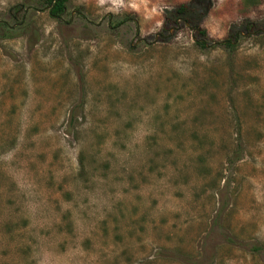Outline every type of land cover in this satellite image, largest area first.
Here are the masks:
<instances>
[{"label":"rangeland","instance_id":"obj_1","mask_svg":"<svg viewBox=\"0 0 264 264\" xmlns=\"http://www.w3.org/2000/svg\"><path fill=\"white\" fill-rule=\"evenodd\" d=\"M191 1L0 0V264H264V0Z\"/></svg>","mask_w":264,"mask_h":264},{"label":"trees","instance_id":"obj_2","mask_svg":"<svg viewBox=\"0 0 264 264\" xmlns=\"http://www.w3.org/2000/svg\"><path fill=\"white\" fill-rule=\"evenodd\" d=\"M70 0H41L43 4H45L46 8L49 9L50 15L56 18L62 17L68 8V3ZM205 0H193L191 2H184L170 10V12L166 16L165 26H174L179 23V21H183L184 24L195 28L196 37L198 43L203 47H207L208 34L207 30L201 26L203 17L207 13V8H204L202 3ZM31 3H21L15 5L10 12L11 18L17 22V25L10 26L8 23L0 20V39L1 38H12L19 33V29L23 28V18L27 11L32 8ZM22 13V14H21ZM254 25V23L250 21H245L243 23V27L250 28ZM199 26V29L196 27ZM238 35V31L236 33H230L231 36ZM220 45H224L227 47L234 48L235 44L230 38H225L218 42Z\"/></svg>","mask_w":264,"mask_h":264},{"label":"flooded vegetation","instance_id":"obj_3","mask_svg":"<svg viewBox=\"0 0 264 264\" xmlns=\"http://www.w3.org/2000/svg\"><path fill=\"white\" fill-rule=\"evenodd\" d=\"M61 18H62V17H61ZM160 35L163 36L162 34H160ZM140 41H145V39L140 38V39H139V42H140Z\"/></svg>","mask_w":264,"mask_h":264},{"label":"water","instance_id":"obj_4","mask_svg":"<svg viewBox=\"0 0 264 264\" xmlns=\"http://www.w3.org/2000/svg\"><path fill=\"white\" fill-rule=\"evenodd\" d=\"M197 29H199V26H197ZM158 41V39H156L153 43H155V42H157Z\"/></svg>","mask_w":264,"mask_h":264}]
</instances>
